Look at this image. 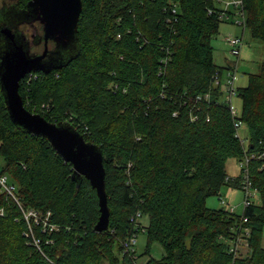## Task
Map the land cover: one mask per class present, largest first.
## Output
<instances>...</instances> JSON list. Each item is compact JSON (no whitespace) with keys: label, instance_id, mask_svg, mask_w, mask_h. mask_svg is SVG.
<instances>
[{"label":"trees","instance_id":"trees-1","mask_svg":"<svg viewBox=\"0 0 264 264\" xmlns=\"http://www.w3.org/2000/svg\"><path fill=\"white\" fill-rule=\"evenodd\" d=\"M219 1L81 0L77 54L20 80L27 110L69 124L100 148L110 212L102 232L94 231L95 189L73 176L46 138L15 126L0 94V172L16 184L24 209L50 211L56 227L34 224L35 245L15 201L0 193V264H135L121 243L140 231L141 255L153 242L163 250L146 264H264V158L256 156L264 151V61L235 89L238 117L221 83L223 70L236 72L237 64L216 65L210 43L221 21L237 17L264 46V0H242L236 16ZM235 120L247 127L246 148ZM252 152L248 177L259 201L241 214L206 206L223 185L242 189L241 172L228 176L225 163ZM137 212L148 216L146 226L131 220ZM239 226L249 228L247 252L234 258L229 240Z\"/></svg>","mask_w":264,"mask_h":264},{"label":"water","instance_id":"water-1","mask_svg":"<svg viewBox=\"0 0 264 264\" xmlns=\"http://www.w3.org/2000/svg\"><path fill=\"white\" fill-rule=\"evenodd\" d=\"M81 0H28L24 8L15 5L0 8V90L8 116L15 126L48 140L65 162L72 165L73 176H84L95 189L99 217L95 232L109 224L105 191V170L100 148L87 142L82 134L64 122H50L23 105L19 82L29 73H49L70 61L78 52L77 22ZM38 21L42 28L43 51H30V42L18 26ZM54 47L48 49V41Z\"/></svg>","mask_w":264,"mask_h":264},{"label":"rangeland","instance_id":"rangeland-1","mask_svg":"<svg viewBox=\"0 0 264 264\" xmlns=\"http://www.w3.org/2000/svg\"><path fill=\"white\" fill-rule=\"evenodd\" d=\"M17 0H0V8L3 4L7 6L13 5ZM226 1V0H224ZM224 1L218 3V6L223 8ZM231 6H228L230 8ZM231 10V9H230ZM232 15L235 13L230 11ZM236 15V14H235ZM238 21L237 17H229L228 19H224L219 23L218 31L214 37L211 38L210 43L213 47V59L216 65L218 66H225L228 62H235L237 64L235 79H234V87H243L248 83V75L250 73L258 72V64L264 61V46L263 44L250 36L247 30L242 31V27L235 24V21ZM23 29L27 27L23 26ZM27 33L31 31V28L27 29ZM228 36H241L242 37V45L240 48L239 57L236 58L235 56L231 55L230 53V46L227 43L226 37ZM36 52L42 51V45L38 47H33ZM227 78V71L223 70L221 76V83L223 91H225V82ZM1 94V90H0ZM223 98V97H222ZM45 102H41L39 105L43 106ZM232 107L235 109L237 116L239 117L241 114V106H242V99L235 93L231 98ZM237 134L239 139L243 145V147L248 146V139H247V127L245 123H241ZM240 160L237 157H231L227 159L225 163V169L228 176L234 177L240 174L241 167H240ZM3 164V160L0 157V165ZM254 193L253 201L256 203L259 201V194ZM219 195H213L206 198L205 204L210 208H218V207H233L234 212L241 214L244 208V190L240 188H231L226 185L221 186L219 190ZM221 198L224 200L225 203H221ZM138 222L142 226H146L148 224V216L141 215L138 217ZM260 242L262 246H264V227L260 233ZM146 244V235L143 231L137 233V240L135 244V251L136 254L139 255L138 261L145 263L148 257H152L155 260H159L163 254V250L159 243L153 242L149 247L148 254H143ZM244 251H247V247L244 246Z\"/></svg>","mask_w":264,"mask_h":264},{"label":"built area","instance_id":"built-area-1","mask_svg":"<svg viewBox=\"0 0 264 264\" xmlns=\"http://www.w3.org/2000/svg\"><path fill=\"white\" fill-rule=\"evenodd\" d=\"M224 0H220L219 2H223ZM242 0H226L224 1V6L223 9L226 10L228 9V6H231L233 10H235V14L239 15L241 13V8H242ZM235 15V16H236ZM228 17V15L225 14V11H223L220 15V17ZM236 22L238 24H242L240 21ZM227 43L230 45V53L234 56H238L240 53V45H241V39L239 37L235 36H229L226 37ZM235 70L233 71H228L227 72V78H226V85H225V98L227 101L230 103V109L232 114H235V109L232 107L231 104V98L232 96L236 93L235 87H234V79H235ZM217 81V80H216ZM215 81V82H216ZM241 122L239 120L234 121V127L238 131V128L240 126ZM256 153L252 152L249 155L244 154L243 158L240 159V167H241V187L242 190H244V206H247L251 200H253L254 193L252 192V187H251V182L248 177V162L250 158H253ZM258 157H263L264 158V151L260 152ZM254 191V190H253ZM0 193H5L6 195L10 196L17 206L19 207L23 219L25 220L27 224V229L24 231L25 236H31L33 239V242L35 245L38 243V239L34 237L32 234L33 231V225L40 224L41 228L45 230L46 228L49 230L55 229V225L49 222V216H50V211H46L45 213L33 208H28L24 209L23 206L21 205L19 199L16 196V184L13 183L9 176L6 173L0 172ZM221 203H225L224 200L221 198ZM231 212H234L233 207H228ZM2 209H0V214H2ZM140 214L137 212L136 216L132 218L131 220L134 222L136 226H138V217ZM246 219L244 218L243 221ZM237 232L235 235L231 237L229 240V251L233 253L234 258L244 255L247 251H244L243 248L244 246L247 247V239L246 236L249 233V228L247 227H238ZM137 240V234H132L129 236L127 239H125L121 245L123 247L124 252H129L132 253V258L135 260V264H146L143 262L138 261V257L135 251V244Z\"/></svg>","mask_w":264,"mask_h":264},{"label":"flooded vegetation","instance_id":"flooded-vegetation-1","mask_svg":"<svg viewBox=\"0 0 264 264\" xmlns=\"http://www.w3.org/2000/svg\"><path fill=\"white\" fill-rule=\"evenodd\" d=\"M23 26L27 28L23 29L22 28ZM28 28H31V31L29 33L26 32L28 31L27 30ZM18 30L22 32L23 35H25L27 39L29 40L31 52H36L32 48L38 47L40 45H42V51H43L44 44H43V38H42V28H41V24L38 21H35L32 24L22 23L18 26ZM47 46H48V49L51 50L54 47V43L51 40H49ZM41 52H36V53H41Z\"/></svg>","mask_w":264,"mask_h":264}]
</instances>
